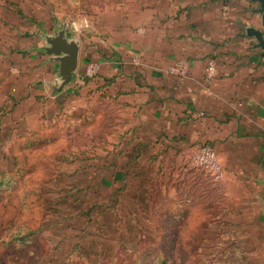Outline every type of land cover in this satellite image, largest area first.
<instances>
[{
  "label": "crops",
  "instance_id": "obj_1",
  "mask_svg": "<svg viewBox=\"0 0 264 264\" xmlns=\"http://www.w3.org/2000/svg\"><path fill=\"white\" fill-rule=\"evenodd\" d=\"M133 3L135 8L113 11L111 22L96 30L86 45L78 27L66 21L49 28L37 23L28 33L22 18L10 22L17 41L8 68L18 73L7 71L2 101L12 103L9 112H24V103L45 104L48 117L65 111L64 96H86L93 115L105 112L112 140L133 153L126 165L147 160L158 164V173L170 167L177 176L181 170L183 177L199 176L190 156L197 146L210 145L225 173L220 182L202 183L200 188L207 193L213 188L223 198L226 210L220 217L225 227H264V48L250 33L263 28L260 3ZM63 29L69 40L79 43L80 52L72 83L61 88L59 63L46 49L47 38ZM210 60L216 68L212 77ZM94 62L100 72L87 77ZM181 63L188 66L187 76L168 72ZM32 108L27 111L35 112ZM116 175L124 177L120 171ZM231 241L233 246L244 242L238 236Z\"/></svg>",
  "mask_w": 264,
  "mask_h": 264
},
{
  "label": "rangeland",
  "instance_id": "obj_2",
  "mask_svg": "<svg viewBox=\"0 0 264 264\" xmlns=\"http://www.w3.org/2000/svg\"><path fill=\"white\" fill-rule=\"evenodd\" d=\"M128 5L136 7L133 0H0V90L8 70L18 73L8 68L17 41L10 22L22 18L28 33L66 21L86 45ZM1 94L0 264H264V227H225L223 198L200 188L213 182L203 169L190 166L199 172L190 178L170 167L158 173L147 160L126 165L133 153L112 140L105 112L93 115L86 96H64L65 111L47 117L45 104L9 112ZM237 236L243 244H228Z\"/></svg>",
  "mask_w": 264,
  "mask_h": 264
},
{
  "label": "water",
  "instance_id": "obj_3",
  "mask_svg": "<svg viewBox=\"0 0 264 264\" xmlns=\"http://www.w3.org/2000/svg\"><path fill=\"white\" fill-rule=\"evenodd\" d=\"M260 3L263 18L262 29H251V34L259 41V45L264 48V0H254ZM49 47L46 51L53 55L54 59L59 63V87L70 85L74 78L79 62V43L75 40L67 38V30H61L55 36L47 38Z\"/></svg>",
  "mask_w": 264,
  "mask_h": 264
},
{
  "label": "built area",
  "instance_id": "obj_4",
  "mask_svg": "<svg viewBox=\"0 0 264 264\" xmlns=\"http://www.w3.org/2000/svg\"><path fill=\"white\" fill-rule=\"evenodd\" d=\"M101 66L99 63H92L86 71L87 77H94L100 72ZM188 66L184 63L170 66L168 72L171 75L185 77L188 75ZM216 74L215 63L213 60L209 61L208 76L212 77ZM191 165L203 169L214 183L220 182L224 177V168L220 163L217 152L210 145H199L195 148L193 154L190 156Z\"/></svg>",
  "mask_w": 264,
  "mask_h": 264
},
{
  "label": "trees",
  "instance_id": "obj_5",
  "mask_svg": "<svg viewBox=\"0 0 264 264\" xmlns=\"http://www.w3.org/2000/svg\"><path fill=\"white\" fill-rule=\"evenodd\" d=\"M119 174V173H118ZM104 184L108 185L110 184L109 182L107 183L106 181H102ZM25 261H20V260H11V261H7V264H33V262H25ZM85 264V263H84ZM86 264H88V262H86Z\"/></svg>",
  "mask_w": 264,
  "mask_h": 264
}]
</instances>
